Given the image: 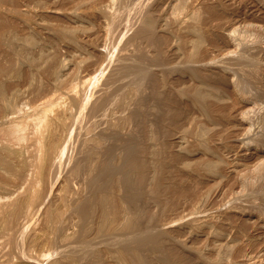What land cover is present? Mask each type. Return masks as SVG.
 Listing matches in <instances>:
<instances>
[{"label":"rangeland","instance_id":"obj_1","mask_svg":"<svg viewBox=\"0 0 264 264\" xmlns=\"http://www.w3.org/2000/svg\"><path fill=\"white\" fill-rule=\"evenodd\" d=\"M0 264H264V0H0Z\"/></svg>","mask_w":264,"mask_h":264},{"label":"bare ground","instance_id":"obj_2","mask_svg":"<svg viewBox=\"0 0 264 264\" xmlns=\"http://www.w3.org/2000/svg\"><path fill=\"white\" fill-rule=\"evenodd\" d=\"M135 66H136V65H135ZM124 67H125V66H124ZM128 67H129V66H128ZM132 68H133V67H132ZM132 68H131V69H132ZM134 68H136V67H134ZM138 68H139V67H138ZM126 69H127V67H126ZM128 69H129V68H128ZM119 70H120V69H119ZM133 70H134V69H132V72H133ZM123 71H126V70H124V68H123ZM134 71H135V70H134ZM126 72L128 73V71H126ZM137 72H138V71H137ZM137 72H136V73H137ZM144 72H145V71H144ZM136 73H135V74H136ZM129 74H130V72H129ZM131 74H132V73H131ZM133 74H134V72H133ZM137 76H138V75H137Z\"/></svg>","mask_w":264,"mask_h":264}]
</instances>
